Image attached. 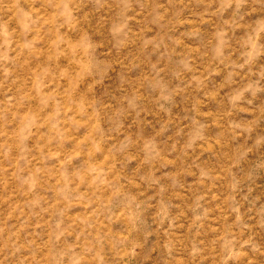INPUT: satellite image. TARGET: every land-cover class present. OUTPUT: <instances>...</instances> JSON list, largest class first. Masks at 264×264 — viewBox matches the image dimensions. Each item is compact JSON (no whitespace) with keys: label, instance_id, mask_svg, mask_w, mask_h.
Here are the masks:
<instances>
[{"label":"rangeland","instance_id":"rangeland-1","mask_svg":"<svg viewBox=\"0 0 264 264\" xmlns=\"http://www.w3.org/2000/svg\"><path fill=\"white\" fill-rule=\"evenodd\" d=\"M0 264H264V0H0Z\"/></svg>","mask_w":264,"mask_h":264}]
</instances>
